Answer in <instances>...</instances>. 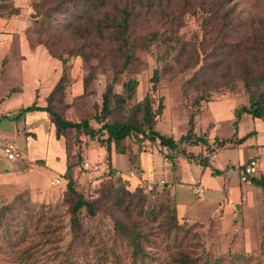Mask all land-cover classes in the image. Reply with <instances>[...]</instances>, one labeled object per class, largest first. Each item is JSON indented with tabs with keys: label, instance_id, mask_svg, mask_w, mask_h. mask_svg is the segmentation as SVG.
Here are the masks:
<instances>
[{
	"label": "rangeland",
	"instance_id": "374dc122",
	"mask_svg": "<svg viewBox=\"0 0 264 264\" xmlns=\"http://www.w3.org/2000/svg\"><path fill=\"white\" fill-rule=\"evenodd\" d=\"M38 1L0 0V264H139L132 257L131 231L148 238L149 244L142 242L143 253L157 264H181V258L194 264H264V191L242 180V167L251 159L257 162L256 177L264 174V123L247 115L235 123L234 112L248 104L249 94L237 80L226 86L235 74L223 79L225 59L183 97L184 83L212 61L208 55L218 44L249 47L258 32L264 34V0H144L145 6L153 5L152 13L140 11L141 22L132 25L136 50L125 70L119 43L104 31V38L85 48L87 61L75 54L85 44L83 37L74 31L54 33L55 47L68 56L62 65L33 30L40 20L31 17ZM134 3L113 0L96 8L91 22L78 26L91 32L112 6L123 9ZM12 8L19 9L18 16L11 14ZM208 11L214 13L211 19ZM152 31L164 37L171 31L187 45L180 62L170 60L171 68L161 74L152 94L154 108L159 100L163 104L156 130L178 141L187 133L189 115L200 110L194 131L206 136L212 154L202 146L179 149L207 157L205 169L179 156L170 163L171 153L158 142L138 143L134 135L111 143L108 151L97 138L77 137L71 130L56 138L48 114L20 112L32 104L46 107L63 76V96L56 93L55 111L98 128L95 117L106 86L112 84L114 93L125 97L124 84L134 80L132 99L120 108L112 99L108 121L124 119L151 91L155 49L147 51L140 43ZM201 95L208 102L192 107ZM248 133L253 134L241 145L217 147V140ZM7 144L16 149L13 160L3 152ZM214 170L221 173L213 175ZM69 173L94 212L81 208L77 237L71 229L72 202L65 193ZM172 209L179 227L168 233L164 218Z\"/></svg>",
	"mask_w": 264,
	"mask_h": 264
},
{
	"label": "trees",
	"instance_id": "16d2710c",
	"mask_svg": "<svg viewBox=\"0 0 264 264\" xmlns=\"http://www.w3.org/2000/svg\"><path fill=\"white\" fill-rule=\"evenodd\" d=\"M112 1L113 0H39L38 3H36L39 7H34L35 12L31 17L34 19L40 18V20L38 22L36 20V27L35 29L33 28V30L38 32V36H41L42 44L47 48L49 54L58 59L62 65L67 62L68 56H65L63 53L64 50L59 51V49L55 47L57 43L53 41L55 39L53 37L55 35L54 33H58L59 31L64 33L74 31L75 34L83 37L85 44L83 43L78 47L75 54L84 61H87L88 56L85 53V48L90 47L91 43H94L92 40L95 38H104L103 31L107 32L110 40L119 43L120 45L119 49L122 50L125 58L123 63V70H125L134 59V53L136 50V46L131 42V30H133L132 25L133 23L141 22L140 11L144 12L145 15H150L152 13L153 5L151 3L147 4L149 7L147 8V5H144V0H136V4L134 3L123 9H119L118 6H112V11L106 12L102 18L103 20L96 23V26L93 27L91 32L89 27L86 26L83 28V33L78 24H81L82 21L91 22V14L96 8H105ZM115 13H120L121 17H116ZM11 14L18 16L19 9L12 8ZM207 14L211 19V16L214 13L208 11ZM227 25L228 23H225V26ZM94 32L96 35H94ZM169 32L170 33L164 37L163 33L159 34L157 31H152L142 38L140 48L147 51L151 50V48L155 49V61L157 67L153 71V75L150 79L151 91L148 92L141 101L137 102L131 109H129L128 115L124 119L108 121L113 110L112 99L116 100V108L125 105L126 100L132 99L136 88V81L134 80H128L124 84L123 92L125 97L123 95L115 94L112 84L106 86L102 95V107L100 113L95 117V122L99 125L98 128L92 127L88 120H82L80 122L69 121L63 117L62 113L55 111L53 107L56 93H60L61 97L63 96V76L46 98V107H39L32 104L31 106L23 108L20 112H22V114L30 112H42L48 114L50 116V121L54 126L56 138L64 136L67 131L71 130L75 132L77 137L84 135L90 139L97 138L101 143H104L105 146H107L108 151L110 150L111 143L119 144L134 135L138 143H142L143 141H148L150 143L158 142V145L161 148H164L171 153V155L167 157L170 163L175 160L176 156H179L188 163L196 162L199 166L205 169L209 166L207 157L194 155L186 149H179L181 145H187L193 148L202 146L212 154L213 150L210 149L206 136H197L194 131V119L201 115L200 110H196L189 115V128L187 133L181 136L178 141L174 140L172 137L162 135L156 130L157 118L163 112V104L162 101L159 100L157 107L154 108L152 94L157 91L161 74L166 73L171 68V65L169 64L170 60L180 62L182 56L186 52L187 46L185 43H182L179 37L175 36L173 32ZM158 38H161V40ZM251 42L252 44L249 47L238 45L236 43L218 44L213 52L208 55L212 61L207 63L204 67H201L203 71L199 70V72L195 73L193 77L184 83L183 88L185 91H183V97L185 99L187 98L186 90H190L192 87L200 83L203 76L210 74V71H218L219 68H221L219 65L221 60L225 59L226 72L223 74V79L225 80L227 74L231 71L235 74L234 78L231 77L226 81V86L229 88L232 87L235 80H237L242 83L245 92L249 94L248 104L234 112L236 118L235 123L237 124L240 121L242 115H247L252 119H257L264 123V90H262L264 85V34L258 32ZM91 75L92 72L84 79L83 82L85 87L90 82ZM115 80L116 79L114 78L113 82H115ZM208 100L209 99L206 95H201L192 102L191 106L198 108L202 101L208 102ZM102 134H105V139H101L103 136ZM252 134L253 133H248L245 136L241 138L237 137L236 139L223 138L217 140L216 144L219 148H223L227 145H241ZM76 141L79 142V140ZM252 160L254 159H251V161ZM242 169H244V167H242ZM219 173H221L220 170L213 171V175H218ZM257 173L258 171L245 180H247L252 187L264 191V174L256 177ZM66 180L67 184L65 193L68 199L72 202L71 229L73 235L77 237L81 230L79 220V212L81 208L86 207L89 215H93L94 212L92 210V204L84 201L83 196L75 190L74 180L70 176V173L66 177ZM164 224L168 227L166 230L168 233L173 228L178 229L179 224L174 209L166 213ZM127 236L132 246V257L134 262L137 261L141 264H157L156 260L147 257V255L143 253L142 242L145 241L146 244H149L150 242L147 240V237L132 231L129 232ZM238 260H240V258H238ZM180 263L194 264L192 261L187 260V258H181ZM238 264L245 263L242 261Z\"/></svg>",
	"mask_w": 264,
	"mask_h": 264
},
{
	"label": "built area",
	"instance_id": "2783aa9c",
	"mask_svg": "<svg viewBox=\"0 0 264 264\" xmlns=\"http://www.w3.org/2000/svg\"><path fill=\"white\" fill-rule=\"evenodd\" d=\"M3 152L8 160H13L18 156L16 153V149L12 144L5 145V147L3 148ZM256 172L257 162L252 160L242 170V180L245 181V179L249 178L250 176H253Z\"/></svg>",
	"mask_w": 264,
	"mask_h": 264
},
{
	"label": "crops",
	"instance_id": "0c3cea01",
	"mask_svg": "<svg viewBox=\"0 0 264 264\" xmlns=\"http://www.w3.org/2000/svg\"><path fill=\"white\" fill-rule=\"evenodd\" d=\"M37 113H42V112H37Z\"/></svg>",
	"mask_w": 264,
	"mask_h": 264
}]
</instances>
